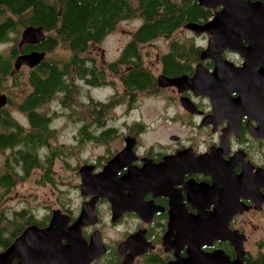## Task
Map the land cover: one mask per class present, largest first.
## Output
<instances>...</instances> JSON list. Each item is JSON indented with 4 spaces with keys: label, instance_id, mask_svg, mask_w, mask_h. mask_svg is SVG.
Here are the masks:
<instances>
[{
    "label": "flooded vegetation",
    "instance_id": "af4514ba",
    "mask_svg": "<svg viewBox=\"0 0 264 264\" xmlns=\"http://www.w3.org/2000/svg\"><path fill=\"white\" fill-rule=\"evenodd\" d=\"M253 18L260 29L250 44L243 39L239 50L221 53L219 74L217 62L205 55L211 36L201 45L198 39L206 34L197 37L186 28L178 32L194 35L176 32L140 43L135 35L143 21L126 31L130 37L119 34L130 22L123 21L84 52L64 49L62 57L57 47L44 49L48 33L42 25L22 29L13 66L22 56H45L34 68L14 67L12 77L45 79L40 66L52 62L66 70L67 87L35 108L46 115L44 129L22 110L34 87L26 84L17 104L7 96L0 134L6 135V119L50 144L57 131L53 120L65 108L75 130L73 142L39 152L45 166L36 165L26 179L25 162L17 161L23 147L0 146V179L12 183L0 185V203L19 196L18 186L30 181L51 186L55 198L51 203L48 193L36 192L51 203L39 215L0 211V264H264V11ZM16 21L9 8H0V25L10 22L15 29L6 33L8 55ZM29 28L43 29L45 40L20 46ZM115 32L129 39L120 38L108 57L102 45ZM131 44L136 54H127ZM194 44L199 53L191 50ZM135 71L149 74L152 85L130 88L127 78ZM161 77L181 82L163 85ZM83 89L90 95L83 98ZM106 90L105 100L91 96ZM55 101L58 109H45ZM58 169L73 171V183L58 182Z\"/></svg>",
    "mask_w": 264,
    "mask_h": 264
},
{
    "label": "trees",
    "instance_id": "16d2710c",
    "mask_svg": "<svg viewBox=\"0 0 264 264\" xmlns=\"http://www.w3.org/2000/svg\"><path fill=\"white\" fill-rule=\"evenodd\" d=\"M0 8H9L17 15V39L14 40L9 55L0 53L1 92L8 82L12 81L15 86L19 84L18 77H12L11 73L22 29L29 25H42L48 33L42 43L44 49L57 47L73 53L78 50L84 52L88 43L100 41L123 21H143V26L135 35V41L145 43L161 37L170 38L187 24L206 23L214 16V11L200 7L198 0H0ZM12 26L10 22L0 25V45L9 40L6 34L9 30L15 31ZM191 48L193 52L201 51L196 45ZM127 54H136L134 44L129 46ZM40 68H43L41 72L45 79L41 75L33 74L32 80L26 83L34 87L35 92L27 98L22 110L29 113L35 128L44 129L49 125L44 118L46 115L37 113L35 108L51 101L61 87H67L62 81L66 70L59 71L57 65L52 62L42 63ZM66 68L69 73L68 64ZM152 83L149 74L137 71L127 78L130 88L145 89ZM5 120L2 131L6 135L0 134V146L23 147V151H19L21 153L18 154L17 161L20 158L24 160L25 176L21 179H26L27 173L36 165L45 166L39 161L41 149L54 147L50 141L48 144V139L42 134L26 135L20 125ZM6 184L12 183L10 177L4 176L0 179V185Z\"/></svg>",
    "mask_w": 264,
    "mask_h": 264
},
{
    "label": "water",
    "instance_id": "95a60500",
    "mask_svg": "<svg viewBox=\"0 0 264 264\" xmlns=\"http://www.w3.org/2000/svg\"><path fill=\"white\" fill-rule=\"evenodd\" d=\"M198 3L200 7L214 11V16L204 24L193 22L187 24L185 28L196 35L206 34L211 36L208 48L205 50V55L217 62V68L219 69H216V72L219 74L220 67L222 66L221 63L223 62L218 59L225 49H230L231 51L239 50L243 39L249 44L252 42L255 30L260 29V24L255 22L256 18H253V14L263 12L264 5L261 2L254 3L250 0H198ZM44 40L43 29L29 28L24 31L20 46L24 44H36ZM44 56V54L33 53L28 56L19 57L14 67L16 70L21 69L23 66L34 68L43 61ZM217 73L216 75H218ZM159 82L163 85H172L180 83L181 80H170L161 77ZM7 104V95H1L0 119L2 117V109ZM33 229L35 228L28 230L22 239L29 233H32ZM49 230H44L43 232L48 233Z\"/></svg>",
    "mask_w": 264,
    "mask_h": 264
},
{
    "label": "rangeland",
    "instance_id": "374dc122",
    "mask_svg": "<svg viewBox=\"0 0 264 264\" xmlns=\"http://www.w3.org/2000/svg\"><path fill=\"white\" fill-rule=\"evenodd\" d=\"M137 20H132L129 23H126L124 26H122L121 29H119V34L126 36V35H130L129 33H126V31H133L135 28H137L138 26ZM123 31V33L121 32ZM118 33H113L112 35L109 36L108 39H106L105 43L102 45V49H105L106 51V55L108 57H113L115 55V51L118 45V42L121 38V36ZM192 33L188 32L187 30H185V32H177L176 35L177 36H182L185 37L186 36H191ZM194 35V34H192ZM197 37H199L200 35H195ZM130 37V36H129ZM129 37H123L121 38V40H127L129 39ZM206 37H210L207 35H203L202 37H200L198 39L199 43L201 45L205 44V41L207 40ZM211 38V37H210ZM8 49V45L5 44H1L0 45V53L8 55V52L6 53ZM150 52H152L153 56L155 54V49L150 48L149 49ZM59 53L57 54V56L62 57L65 56L67 52H64L62 50L58 51ZM98 55L99 57H102L104 55V51H100L98 50ZM17 78L19 84L18 85H14L11 82H8L7 85L4 86V90H3V94H6L12 101L13 103L17 104L22 100L23 97V92L25 90H27V85H26V75L25 74H20L18 75ZM86 90L83 89V98H85V94H86ZM88 95H90L87 92ZM97 99H102L105 100L109 94V92L103 91V92H95L92 93ZM57 100V99H56ZM152 103V101H150V104ZM45 109L47 110H53V109H58V104L57 102H53L51 103L49 106H47ZM148 111V110H147ZM146 111V112H147ZM64 116H61L60 118H56L55 120H53V126L57 129L56 131V135L53 137V139L50 140L52 146L54 148L60 147L62 143H71L73 142L72 137H73V132L75 130V124L73 123L72 119H70L68 116L72 115L71 114V110L70 109H64ZM13 114V113H12ZM150 114V113H147ZM18 118H21L20 115L17 114ZM41 154H46L47 151H45V148L41 149ZM3 162V155H0V163ZM58 166V164H57ZM59 168V167H58ZM57 173H61V175H63V177H58L56 180L58 182H62V181H68L67 183L71 182L73 183V181L75 180L74 178H71L73 175V171L71 172H67L65 170L59 171ZM34 177L38 178V175H35ZM63 178V179H62ZM66 183V184H67ZM52 187L51 186H47L44 188L39 187L38 185L32 184V182H28V183H24L23 186H18L17 188V192L21 195L19 196H13L12 198L7 199L6 201H4L3 203H0V211L1 212H5L6 214H10L12 211H21L23 209H30L31 212L39 215L42 212V207L48 204H51L54 202V199H52ZM36 192L39 193V196H42L43 193H48L49 194V198L52 199L51 203L49 200H46L45 198H38L36 196Z\"/></svg>",
    "mask_w": 264,
    "mask_h": 264
}]
</instances>
